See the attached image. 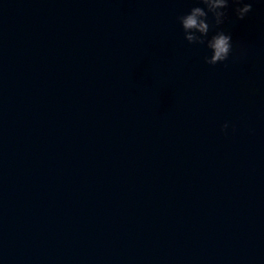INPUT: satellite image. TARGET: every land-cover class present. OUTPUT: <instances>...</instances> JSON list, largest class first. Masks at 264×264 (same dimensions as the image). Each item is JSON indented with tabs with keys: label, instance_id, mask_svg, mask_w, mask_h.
Instances as JSON below:
<instances>
[{
	"label": "water",
	"instance_id": "obj_1",
	"mask_svg": "<svg viewBox=\"0 0 264 264\" xmlns=\"http://www.w3.org/2000/svg\"><path fill=\"white\" fill-rule=\"evenodd\" d=\"M195 6L0 0V264H264V35L208 65Z\"/></svg>",
	"mask_w": 264,
	"mask_h": 264
},
{
	"label": "clouds",
	"instance_id": "obj_2",
	"mask_svg": "<svg viewBox=\"0 0 264 264\" xmlns=\"http://www.w3.org/2000/svg\"><path fill=\"white\" fill-rule=\"evenodd\" d=\"M194 4H202L204 7L195 6L191 8L186 15L179 16L178 22L181 24L184 31V38L189 44H207L208 49L211 50V57H205L204 62L208 65L215 66L219 63H225L232 57H237L238 49L235 47L233 40V33L231 25L239 22L249 23V30L255 31L260 29L261 34L264 35V14L257 12L252 3L245 2V0H192ZM230 3L236 5L232 17L228 16L227 9ZM206 9V10H205ZM209 13H211L214 23L209 22ZM229 23L226 25L225 21ZM224 26L223 31H218L212 34L213 29ZM244 57V62L250 58L241 53ZM257 64H264V61H257ZM264 71V68H262ZM259 80V86L257 84ZM239 91L246 98L249 107H255L256 100L264 104V75H258L253 68L251 76L247 79L238 81ZM229 125L224 124L223 130L226 132Z\"/></svg>",
	"mask_w": 264,
	"mask_h": 264
}]
</instances>
